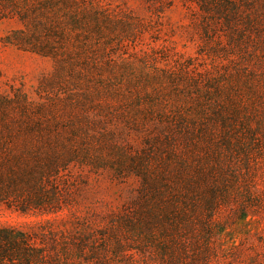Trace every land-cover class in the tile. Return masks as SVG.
Here are the masks:
<instances>
[{
  "label": "rangeland",
  "instance_id": "rangeland-1",
  "mask_svg": "<svg viewBox=\"0 0 264 264\" xmlns=\"http://www.w3.org/2000/svg\"><path fill=\"white\" fill-rule=\"evenodd\" d=\"M93 1L106 17L86 22L102 30L63 35L57 18V58L8 43L35 30L0 8L4 109L48 119L39 140L52 132L60 158L45 206L2 202L0 228L25 233L28 264H264V0ZM221 118L256 133L250 168L225 148L215 168L212 146L186 150Z\"/></svg>",
  "mask_w": 264,
  "mask_h": 264
},
{
  "label": "trees",
  "instance_id": "trees-1",
  "mask_svg": "<svg viewBox=\"0 0 264 264\" xmlns=\"http://www.w3.org/2000/svg\"><path fill=\"white\" fill-rule=\"evenodd\" d=\"M0 8L10 11L11 15L15 14L25 26L26 31L29 30V24L35 30L31 31L33 39L27 40H24L25 31H16L14 39L7 37L8 43L54 58H57L58 52H61L54 46L51 39L56 31L54 24L57 18L62 19L61 22L69 21L67 28L59 29L63 35H67L71 31L78 33L87 31V28L94 30V27L99 32L102 30L101 26L90 27L86 20L106 17L105 10L99 8L93 0H0ZM41 32L44 36L38 38L37 35ZM7 103V100L0 95V107H3V111L0 112V203H7L12 199L8 202V206L15 205L22 212L29 211L31 208L39 207L40 209L46 204L41 205L40 201L43 193L42 182L50 181L52 174L58 170L56 165L60 159L55 145L48 140L52 132L45 137V141L39 140L44 135L43 128L47 125L48 119L44 123L42 117L26 109L24 103L21 107L23 115L15 119L4 109ZM221 120L224 124L223 129L212 125V129L186 135V141L189 142V145L185 146L186 150L200 147L202 142L206 146H212V163H214L212 168H215L222 159V153L220 154L219 151L225 148L230 152L231 157L243 159V165L250 168L251 144L248 143L251 140H257L254 137L256 133L245 127L235 129L230 126L226 118ZM176 161H174L175 165ZM182 161L184 165V160ZM239 172L245 193L248 197L255 196V191L245 184V176L242 177V173ZM179 176L178 172L170 169L169 181ZM235 177L234 180L239 182V179ZM169 187L174 189L173 186L169 185ZM228 187H233V184H229ZM220 189H223L220 185L212 186V206L217 207L219 199L224 196L221 195ZM174 191L179 194L177 186ZM29 193H32L28 199L29 203L21 200L24 194ZM26 242L25 233L10 228H0V264H6V261L13 263L20 256L25 261L24 264L30 263L34 255H32V249L26 247Z\"/></svg>",
  "mask_w": 264,
  "mask_h": 264
}]
</instances>
